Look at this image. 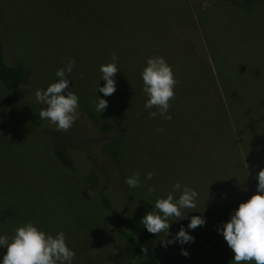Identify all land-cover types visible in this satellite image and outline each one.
Instances as JSON below:
<instances>
[{"label": "rangeland", "instance_id": "rangeland-1", "mask_svg": "<svg viewBox=\"0 0 264 264\" xmlns=\"http://www.w3.org/2000/svg\"><path fill=\"white\" fill-rule=\"evenodd\" d=\"M262 2L247 13L217 0H0L6 61L27 70L16 94L0 81V234L11 240L17 227L31 221L47 233H65L75 251L72 264H133L128 228L118 225L92 184L105 188L119 212L142 218L157 212L156 199L179 181L199 196L194 208L182 210L185 219L170 221L169 236L157 235V260L230 264L234 253L217 228L254 194L247 155L257 173L264 169V97L231 104V114L247 108L251 119L236 135L225 120L221 129L226 105L214 95L213 63L222 80L226 73L234 80L233 70L241 69L248 83L264 86ZM113 54L121 70L114 76L116 91L104 96L96 91L105 83L100 66L112 63ZM154 56L165 58L177 81L166 113L171 120L151 117L157 108H144L141 71ZM69 58L73 71L66 78L79 97V118L67 131L41 119L37 127L27 111L39 117L46 105L36 102L35 90L56 82V70ZM230 66L236 69L222 68ZM259 94L264 96L263 87ZM98 96L108 102L103 113L95 110ZM53 135L75 170L55 157ZM133 172L141 183L129 188L125 179ZM148 172L153 176L146 181ZM195 215L207 222L189 230L194 242L165 247L162 241ZM5 252L0 247V258Z\"/></svg>", "mask_w": 264, "mask_h": 264}, {"label": "clouds", "instance_id": "clouds-1", "mask_svg": "<svg viewBox=\"0 0 264 264\" xmlns=\"http://www.w3.org/2000/svg\"><path fill=\"white\" fill-rule=\"evenodd\" d=\"M117 61L118 56L113 54L112 63L100 66L101 79L105 83L103 86L97 85L96 91L104 96H110L116 91L114 76L121 70L117 67ZM73 64L74 61L69 58L65 66L56 70L55 76L59 78L56 82L49 84L44 90H35L36 102L46 105L39 111L40 119L47 120L61 131L71 128L80 115L79 97L70 89L71 81L66 78V73L73 71ZM141 78L143 91L148 97L144 108L151 110L155 107L158 110L149 111L148 115L155 117L159 114L164 119L171 120V114L166 113L177 84L171 66L163 56L149 57L141 71ZM107 103L106 99L98 96L95 110L103 113ZM152 176L153 173L148 172L144 178L147 181L151 180ZM255 179L258 182L256 193L241 202L230 213V219L217 228L234 253L230 264H264V169L257 173ZM125 183L129 188L138 187L141 183L139 172H133L125 179ZM147 191L152 193L155 187L149 185ZM176 192L180 194L174 195ZM198 196L199 193L194 188L177 181L166 197L156 199L153 206L158 211L146 213L140 223L149 233L158 235L164 232L167 237L170 235V223L176 221L173 218L185 219L186 215L182 216V210L194 208ZM206 222L202 215L192 216L186 228L181 225L174 236L162 241L164 246L194 242L195 237L189 230L204 226ZM0 247L6 248L5 254L0 258V264H72L75 256V251L68 246L63 231L53 235L31 221L17 227L11 240L6 234H0ZM181 254L187 256L188 252L181 248Z\"/></svg>", "mask_w": 264, "mask_h": 264}, {"label": "trees", "instance_id": "trees-1", "mask_svg": "<svg viewBox=\"0 0 264 264\" xmlns=\"http://www.w3.org/2000/svg\"><path fill=\"white\" fill-rule=\"evenodd\" d=\"M217 1L232 5L235 8L243 12H250L253 10L255 11V10L261 9L259 8L261 5L260 3L264 0H217ZM26 78H27V70L23 65L21 64L10 65L6 61L5 51H4V40H3V34L1 30V25H0V81L2 82V84L8 91L16 94L19 91V88L22 86V84H24ZM224 108H226V106H224ZM236 112H238V114L240 113L238 109H236ZM27 116L37 127H41V120L36 115V113L27 111ZM242 122L243 120H240V119L237 121V124H236L237 131L239 128H242V125H241ZM225 124H227V126H225L226 129H228L230 132H233L229 126V122L227 119H226ZM220 125L222 129L223 128L222 123H220ZM237 131H235V135ZM237 137L239 141H241V143L245 145V142L241 140V137H239L238 135ZM52 147H53V153L55 157L64 166H67L71 170H75L73 162L69 154L65 150L60 148L57 143H55L54 135H53V146ZM247 159H248V162L250 163L248 155H247ZM250 171H251V173H249L251 174L250 180L253 185V190L255 194L256 186L258 183L257 180L255 179L257 175L256 167L250 168ZM92 185L95 188L96 193L101 199L104 206L109 211L116 214L117 219H118V225L120 227L128 228L129 231L125 238H126L127 244L130 245L132 248L133 260H134L133 264H164L158 261L156 258L157 234L149 233L143 227V225L140 223L141 217L135 216L133 214L125 215L119 212L118 209L115 208L113 204L110 202L108 196L105 194L104 192L105 188L102 190L100 186H98V184H92Z\"/></svg>", "mask_w": 264, "mask_h": 264}, {"label": "crops", "instance_id": "crops-1", "mask_svg": "<svg viewBox=\"0 0 264 264\" xmlns=\"http://www.w3.org/2000/svg\"><path fill=\"white\" fill-rule=\"evenodd\" d=\"M251 12H253V11H250V12H247V13H251ZM224 20H226V18H224ZM231 30H233L232 27H231ZM226 31L228 33V29ZM228 36H229V34H228ZM239 44H241V43H239ZM205 45H206V43H204V47H206ZM249 57H250V54H249ZM249 60L251 62L250 58H249ZM215 64L216 63H213V65H214V67H213V81H214V89H215L214 92L216 91L214 95L216 96V100H217V104L218 105H222V103H224V105H226V113H225L224 117L228 120L231 130H235L236 129V131H237V125H236L237 121L239 119L240 120H246V121L251 119V117L249 118V117L246 116L248 113L250 114V111H247V108L245 110H240L239 109V111H240L239 114H238V112H235V113L231 114V111H230L231 110V106L230 105L233 104V103H237V102L238 103L249 104L250 100L248 101V99H250L252 97H257V98L264 97V96L259 94L260 88L261 87L264 88V86H262V85H253L251 83H248L243 78L245 76L243 75L244 72H242L241 69H239L240 72H238L237 70H233V71L236 72V76H238L237 78L235 77L234 80L232 78H229L227 76V73L224 74L225 75V80H222L221 76L218 73V70H217ZM222 68H223V70L236 69L235 67H232V66H230V68L229 67H227V68L222 67ZM223 91H224V95H223ZM235 91H236L237 95H236L235 100H234L232 98V94ZM246 91H248V92H246ZM243 98H244V100H243ZM214 104H215L214 106L217 108L218 114H220L219 110H218V107L216 105V102H214ZM234 109L236 110L237 108H234ZM244 114H246V115H244ZM241 115H243V116H241ZM218 119L220 121L219 123H221V120H223L220 116H219ZM226 119H224L225 122H226ZM256 120H259V119H256ZM225 126H227V124H225ZM246 153H250V152H248L246 150ZM256 166H257V164H254L251 161H250V163L247 162V169H249V173H250V168H255ZM249 177H250V175H249Z\"/></svg>", "mask_w": 264, "mask_h": 264}]
</instances>
